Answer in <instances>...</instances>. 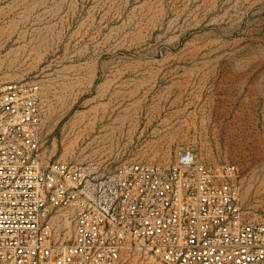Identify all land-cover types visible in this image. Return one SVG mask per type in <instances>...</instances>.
Instances as JSON below:
<instances>
[{"label":"rangeland","instance_id":"rangeland-1","mask_svg":"<svg viewBox=\"0 0 264 264\" xmlns=\"http://www.w3.org/2000/svg\"><path fill=\"white\" fill-rule=\"evenodd\" d=\"M11 81L40 88L44 161L169 166L184 148L234 166L264 224V0H0Z\"/></svg>","mask_w":264,"mask_h":264},{"label":"built area","instance_id":"built-area-1","mask_svg":"<svg viewBox=\"0 0 264 264\" xmlns=\"http://www.w3.org/2000/svg\"><path fill=\"white\" fill-rule=\"evenodd\" d=\"M35 83L0 88V264H264V224L246 221L232 165L180 149L169 166L44 161ZM68 236V238L65 237Z\"/></svg>","mask_w":264,"mask_h":264},{"label":"bare ground","instance_id":"bare-ground-1","mask_svg":"<svg viewBox=\"0 0 264 264\" xmlns=\"http://www.w3.org/2000/svg\"><path fill=\"white\" fill-rule=\"evenodd\" d=\"M166 161H167V159H166Z\"/></svg>","mask_w":264,"mask_h":264}]
</instances>
